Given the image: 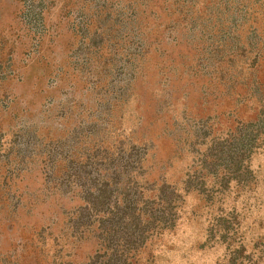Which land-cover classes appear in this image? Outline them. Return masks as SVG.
I'll use <instances>...</instances> for the list:
<instances>
[{
  "label": "rangeland",
  "instance_id": "1",
  "mask_svg": "<svg viewBox=\"0 0 264 264\" xmlns=\"http://www.w3.org/2000/svg\"><path fill=\"white\" fill-rule=\"evenodd\" d=\"M0 264H264V0H0Z\"/></svg>",
  "mask_w": 264,
  "mask_h": 264
}]
</instances>
